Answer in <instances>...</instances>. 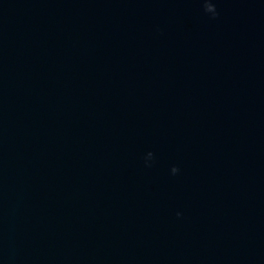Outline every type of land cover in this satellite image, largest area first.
<instances>
[{"label":"water","instance_id":"obj_1","mask_svg":"<svg viewBox=\"0 0 264 264\" xmlns=\"http://www.w3.org/2000/svg\"><path fill=\"white\" fill-rule=\"evenodd\" d=\"M210 2L0 0V264H264V0Z\"/></svg>","mask_w":264,"mask_h":264},{"label":"clouds","instance_id":"obj_2","mask_svg":"<svg viewBox=\"0 0 264 264\" xmlns=\"http://www.w3.org/2000/svg\"><path fill=\"white\" fill-rule=\"evenodd\" d=\"M203 3L205 4V6L206 7H212V6H214V4L213 3H211L210 2V4H209V0H203ZM218 15V13L216 14V16ZM216 16L215 17H212V18H216Z\"/></svg>","mask_w":264,"mask_h":264}]
</instances>
